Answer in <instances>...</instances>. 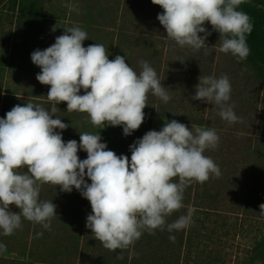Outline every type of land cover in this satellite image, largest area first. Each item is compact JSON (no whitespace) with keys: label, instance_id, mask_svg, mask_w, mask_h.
Here are the masks:
<instances>
[{"label":"clouds","instance_id":"9594fccd","mask_svg":"<svg viewBox=\"0 0 264 264\" xmlns=\"http://www.w3.org/2000/svg\"><path fill=\"white\" fill-rule=\"evenodd\" d=\"M151 2L163 9L157 19L167 38L180 47L194 51L208 47L211 32L204 25L210 23L219 34L221 53H230L238 62L249 56L246 36L253 25L238 10L244 0ZM85 40L84 30L70 27L52 46L31 54L32 63L41 69L36 79L50 86V111L28 102L0 118V230L11 236L21 228L22 217L49 229L57 214L53 202L39 199L41 186L47 184L59 186L62 192H80L91 205L86 227L95 239L110 251L124 250L144 231L164 230L166 218L184 207L183 193L193 182L203 184L221 175L214 161L204 155L206 149L218 146L219 136L215 130L196 125L189 129L176 120L166 121L160 131L151 130L130 146V161L108 150L100 134L85 132L79 134V143L65 142L61 133L69 125L52 118L62 102L68 112L87 113L93 126H120L130 136L145 120L149 93L164 103L171 98L146 61L140 62L142 70L137 74L125 57L110 60L102 44L84 47ZM198 79L191 99L212 104L229 124L240 122L228 104L232 91L228 76ZM81 150L87 153L86 159L79 158ZM176 177L178 183L173 182ZM13 205L18 213L11 210ZM260 209L264 214V204ZM194 211L189 208L187 215L167 224V230L187 228ZM5 251L6 245L0 244V252Z\"/></svg>","mask_w":264,"mask_h":264},{"label":"rangeland","instance_id":"374dc122","mask_svg":"<svg viewBox=\"0 0 264 264\" xmlns=\"http://www.w3.org/2000/svg\"><path fill=\"white\" fill-rule=\"evenodd\" d=\"M241 6L264 18V0H244ZM162 12L151 0H0V118L28 102L50 111V86L36 79L41 69L32 63L31 54L52 46L67 28H81L87 33L84 47L102 44L110 60L125 57L137 74L142 70L140 62L146 61L171 97L164 103L148 94L144 113L154 120L151 130L160 131L166 121L176 120L189 129L196 125L215 130L219 136L218 146L206 149L204 155L214 161L221 175L210 177L201 189L205 197L217 199L223 214L219 249L244 258L256 247L261 254L249 264H264V214L260 209L264 204V68L249 57L238 62L230 53H221L219 34L210 23L204 25L211 32L208 47L199 51L180 47L167 38L159 23L157 16ZM221 75L230 80L228 104L240 119L238 123L224 121L212 104L191 99L200 76ZM57 107L52 118L66 113L71 134H100L110 147L119 143L122 127H96L87 113L68 112L64 102ZM144 130L141 125L133 133ZM173 182L178 183V177ZM30 223L22 217L21 228L11 236L0 230V244L7 248L0 252V264H27L28 254L17 244L30 239Z\"/></svg>","mask_w":264,"mask_h":264},{"label":"trees","instance_id":"16d2710c","mask_svg":"<svg viewBox=\"0 0 264 264\" xmlns=\"http://www.w3.org/2000/svg\"><path fill=\"white\" fill-rule=\"evenodd\" d=\"M238 10L245 12L253 25L252 32L246 36L250 49L248 57L257 66L264 68V18L241 5ZM63 115L57 118L67 124L68 121L64 119L66 113ZM142 125L145 129L143 132L132 133L130 136L120 133L123 136L120 135L119 143L113 147L106 143L108 150L114 151L117 156L125 155L130 161V146L151 131L154 120L145 117ZM79 134L75 131L71 134L69 129L61 133L65 142L76 140L78 143ZM101 142L105 143L104 139ZM78 156L83 160L87 158V153L81 150ZM85 179L87 183H91L87 177ZM203 184L193 182L185 189L184 207L166 218L164 230L157 229L154 234L144 231L140 239L129 248L116 251L104 248L86 227L87 216L92 213V209L90 202L80 192L75 189L70 193L62 192L59 186L45 184L41 186L39 199L53 202L57 215L52 219L49 229L30 223L27 229L30 239L17 245L23 254H28L27 264H249L257 260L261 253L256 247H251L244 258L243 254L233 256L219 249V245L223 244L220 241V219L223 214L217 199L201 194ZM10 208L13 212L19 210L14 205ZM189 208L195 210L190 225L185 229L169 232L167 224L187 215ZM40 233L42 235H38ZM170 236H174L175 240H170ZM5 260L16 263L14 259Z\"/></svg>","mask_w":264,"mask_h":264}]
</instances>
